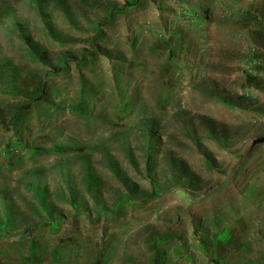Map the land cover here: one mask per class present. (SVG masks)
<instances>
[{"label": "rangeland", "instance_id": "rangeland-1", "mask_svg": "<svg viewBox=\"0 0 264 264\" xmlns=\"http://www.w3.org/2000/svg\"><path fill=\"white\" fill-rule=\"evenodd\" d=\"M263 138L264 0H0V264H264Z\"/></svg>", "mask_w": 264, "mask_h": 264}, {"label": "bare ground", "instance_id": "bare-ground-1", "mask_svg": "<svg viewBox=\"0 0 264 264\" xmlns=\"http://www.w3.org/2000/svg\"><path fill=\"white\" fill-rule=\"evenodd\" d=\"M156 35V34H155ZM159 38V37H158ZM210 83V82H209ZM201 93V92H200ZM198 94V93H197ZM199 95V94H198ZM216 95V94H215ZM196 96V95H195ZM193 97H194V95H193ZM196 98V97H195ZM199 98V97H198ZM201 98H203V100H204V97H201ZM208 99V98H207ZM192 100V106H193V104L194 105H203L202 104V102H200L199 100H197V101H195L194 100V98H192L191 99ZM212 100V99H211ZM202 101V100H201ZM210 100H208L207 102H209ZM213 104V103H212ZM206 105V104H205ZM194 107V106H193ZM219 109V108H218ZM19 110V109H18ZM215 112V111H214ZM217 113V112H216ZM31 114H33V113H31ZM23 116H26V115H23ZM32 116V115H31ZM32 118H34L33 116H32ZM46 118V117H45ZM35 119H36V117H35ZM226 120V119H225ZM228 121V120H227ZM242 122V121H241ZM44 123V122H43ZM47 123V122H46ZM43 126V125H42Z\"/></svg>", "mask_w": 264, "mask_h": 264}, {"label": "water", "instance_id": "water-1", "mask_svg": "<svg viewBox=\"0 0 264 264\" xmlns=\"http://www.w3.org/2000/svg\"><path fill=\"white\" fill-rule=\"evenodd\" d=\"M261 141L264 142V138Z\"/></svg>", "mask_w": 264, "mask_h": 264}]
</instances>
